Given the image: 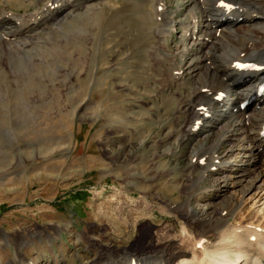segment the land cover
<instances>
[{
    "label": "rangeland",
    "instance_id": "rangeland-1",
    "mask_svg": "<svg viewBox=\"0 0 264 264\" xmlns=\"http://www.w3.org/2000/svg\"><path fill=\"white\" fill-rule=\"evenodd\" d=\"M66 1L62 23L38 25L51 0H0L2 44H15L0 51V264H94L104 253L146 261L141 253L158 228H171L178 243L183 225L189 237L200 234L182 209L187 200L219 216L228 197L249 198L244 220L263 223L250 205L256 189L242 195L237 173L214 174L228 183L219 192L206 190L210 179L188 188L195 145L180 142V100L191 82L164 87L168 77L150 55L155 0ZM179 34L169 32L171 50ZM263 167L257 161L251 174Z\"/></svg>",
    "mask_w": 264,
    "mask_h": 264
},
{
    "label": "bare ground",
    "instance_id": "bare-ground-1",
    "mask_svg": "<svg viewBox=\"0 0 264 264\" xmlns=\"http://www.w3.org/2000/svg\"><path fill=\"white\" fill-rule=\"evenodd\" d=\"M63 1L66 0H51L53 7L47 9L45 6L40 13L38 11L41 19L37 24H49L47 17L52 20L60 15L58 10ZM154 9L158 42L151 47L150 55L168 77L164 87L170 88L176 83L187 85V80L191 82L190 90L180 100L182 113L187 117L183 127L181 125L180 142L195 145L189 158L192 173L188 188L191 192L198 190V185L210 179L211 184L206 190L219 192L228 183L214 174H222V171L225 175L220 177L228 178L237 173L235 184L242 195L256 189L250 196V205L252 209L262 211V219L264 183H258L264 176V167L255 175L251 173L257 161L264 164V0H223V4L221 0H189L186 9L180 8L178 3L171 7L168 0H155ZM62 19L58 18L54 23H62ZM0 22L8 29L5 21ZM177 27L180 28L179 40L171 50L167 37L171 29ZM17 34L12 33L15 38ZM11 40L7 44H12ZM2 41L0 38V51L14 49L15 44L5 42L3 45ZM248 61L253 66L241 65ZM227 94L230 97H226ZM220 106L222 109L218 114ZM214 128L219 129L216 139L212 140ZM237 161L239 163H234ZM228 163L239 167L230 165L226 168ZM200 169L201 173L193 174ZM216 170L218 172L213 173ZM248 199L235 201L228 197L219 216L215 215L213 205L207 206V210H198L187 200L182 209L202 228L195 238L189 237L188 228L183 225L179 231L182 241L178 243L176 235L168 234L171 228L165 226L153 231L155 241L146 245L145 253H141L146 261L131 254L120 257L128 261H121L120 258L113 259L111 253H104L110 257L99 258L94 264H264V221L244 220L246 214L242 210ZM161 209L166 211L164 207ZM117 223L124 225L121 221Z\"/></svg>",
    "mask_w": 264,
    "mask_h": 264
},
{
    "label": "snow or ice",
    "instance_id": "snow-or-ice-1",
    "mask_svg": "<svg viewBox=\"0 0 264 264\" xmlns=\"http://www.w3.org/2000/svg\"><path fill=\"white\" fill-rule=\"evenodd\" d=\"M221 3L223 4V0H221ZM225 6H227V5H225Z\"/></svg>",
    "mask_w": 264,
    "mask_h": 264
}]
</instances>
